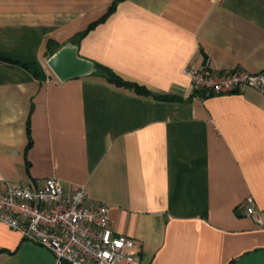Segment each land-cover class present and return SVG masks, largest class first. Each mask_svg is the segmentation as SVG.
<instances>
[{
	"label": "crops",
	"instance_id": "obj_1",
	"mask_svg": "<svg viewBox=\"0 0 264 264\" xmlns=\"http://www.w3.org/2000/svg\"><path fill=\"white\" fill-rule=\"evenodd\" d=\"M70 41L151 95L60 80L47 61ZM206 62L264 69V0H0V182L84 188L141 264H264L245 214L264 215V92L195 93L183 69ZM53 261L0 221V264Z\"/></svg>",
	"mask_w": 264,
	"mask_h": 264
},
{
	"label": "built area",
	"instance_id": "obj_2",
	"mask_svg": "<svg viewBox=\"0 0 264 264\" xmlns=\"http://www.w3.org/2000/svg\"><path fill=\"white\" fill-rule=\"evenodd\" d=\"M183 73L197 94L264 92V69H221L206 62L186 66ZM245 214L264 227V215L251 199L245 202ZM0 221L49 249L52 264H141L134 239L114 232L110 207L90 204L84 188L67 192L56 177L47 178L41 187L3 179Z\"/></svg>",
	"mask_w": 264,
	"mask_h": 264
},
{
	"label": "water",
	"instance_id": "obj_3",
	"mask_svg": "<svg viewBox=\"0 0 264 264\" xmlns=\"http://www.w3.org/2000/svg\"><path fill=\"white\" fill-rule=\"evenodd\" d=\"M78 45L67 42L48 59V65L62 81L97 73L95 62L82 58L78 54Z\"/></svg>",
	"mask_w": 264,
	"mask_h": 264
},
{
	"label": "trees",
	"instance_id": "obj_4",
	"mask_svg": "<svg viewBox=\"0 0 264 264\" xmlns=\"http://www.w3.org/2000/svg\"><path fill=\"white\" fill-rule=\"evenodd\" d=\"M114 9H115V4H112L109 7L107 13L105 15H103L99 20L93 22L91 24V26L89 27V29L94 27L97 23L103 21ZM85 33H86V31L80 33L79 36L82 37V36H84ZM48 44H49V47H51L54 44L53 40H49ZM56 47H57V50H58L60 48L59 44H56ZM95 65H96V68H97V73L98 72L101 73L104 77L107 78V80H109L110 82L116 84L117 86L131 87V88H134L138 94L151 95L150 91L147 88H145L143 86H140V85H137L135 83L128 82V81L124 80L121 76H119L114 71H112L111 69H109V68H107L105 66H102V65L97 64V63H95ZM26 67H28L29 69H32L35 72V74L39 75L38 71L36 70V68H34L32 65H26Z\"/></svg>",
	"mask_w": 264,
	"mask_h": 264
}]
</instances>
